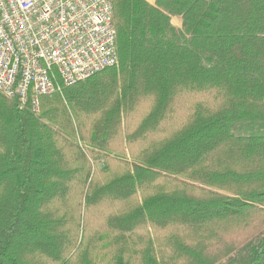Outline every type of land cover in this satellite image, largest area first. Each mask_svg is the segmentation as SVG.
Instances as JSON below:
<instances>
[{"label":"trees","instance_id":"trees-1","mask_svg":"<svg viewBox=\"0 0 264 264\" xmlns=\"http://www.w3.org/2000/svg\"><path fill=\"white\" fill-rule=\"evenodd\" d=\"M113 6L115 66L0 93V264H264V0Z\"/></svg>","mask_w":264,"mask_h":264},{"label":"built area","instance_id":"built-area-1","mask_svg":"<svg viewBox=\"0 0 264 264\" xmlns=\"http://www.w3.org/2000/svg\"><path fill=\"white\" fill-rule=\"evenodd\" d=\"M113 0H0V93L40 97L118 63Z\"/></svg>","mask_w":264,"mask_h":264},{"label":"rangeland","instance_id":"rangeland-1","mask_svg":"<svg viewBox=\"0 0 264 264\" xmlns=\"http://www.w3.org/2000/svg\"><path fill=\"white\" fill-rule=\"evenodd\" d=\"M128 158V157H127ZM129 162V166H131L132 167V160H131V158H128L127 159ZM148 229V230H147ZM147 229L145 228H143V229H141L142 231H145L146 233H148V234H151V236L153 235V231H152V229H151V227L150 226H148L147 227ZM99 264H107V262H104V261H101V262H99Z\"/></svg>","mask_w":264,"mask_h":264},{"label":"crops","instance_id":"crops-1","mask_svg":"<svg viewBox=\"0 0 264 264\" xmlns=\"http://www.w3.org/2000/svg\"><path fill=\"white\" fill-rule=\"evenodd\" d=\"M149 2L151 3H155V0H148ZM173 23L177 26V27H180L181 26V21L177 18V17H174L173 18Z\"/></svg>","mask_w":264,"mask_h":264}]
</instances>
